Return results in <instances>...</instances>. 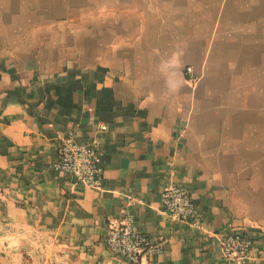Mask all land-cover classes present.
I'll use <instances>...</instances> for the list:
<instances>
[{"label": "crops", "instance_id": "obj_1", "mask_svg": "<svg viewBox=\"0 0 264 264\" xmlns=\"http://www.w3.org/2000/svg\"><path fill=\"white\" fill-rule=\"evenodd\" d=\"M67 134L102 189L54 170ZM126 211L164 240L140 264H222L234 229L264 264V0H0V264H131L103 243Z\"/></svg>", "mask_w": 264, "mask_h": 264}, {"label": "built area", "instance_id": "obj_2", "mask_svg": "<svg viewBox=\"0 0 264 264\" xmlns=\"http://www.w3.org/2000/svg\"><path fill=\"white\" fill-rule=\"evenodd\" d=\"M186 71L192 73V67H186ZM96 127L100 131L106 128L104 124H97ZM101 156V148L96 143H79L72 134H67L58 141V158L53 168L69 174L77 183L102 189ZM159 200L168 218L201 229L194 202L186 187L168 184L160 193ZM103 243L111 255L131 264H140L144 259L151 261L164 248L162 237H150L138 230L127 211L108 220ZM251 246L250 236L239 229L225 231L218 237L222 264H260L258 257L250 255Z\"/></svg>", "mask_w": 264, "mask_h": 264}, {"label": "rangeland", "instance_id": "obj_3", "mask_svg": "<svg viewBox=\"0 0 264 264\" xmlns=\"http://www.w3.org/2000/svg\"><path fill=\"white\" fill-rule=\"evenodd\" d=\"M191 72H192V74H193V70H192Z\"/></svg>", "mask_w": 264, "mask_h": 264}]
</instances>
